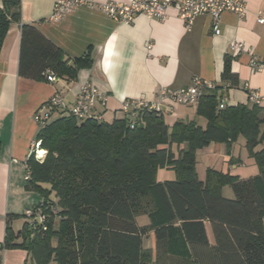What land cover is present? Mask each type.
I'll list each match as a JSON object with an SVG mask.
<instances>
[{
  "label": "trees",
  "instance_id": "obj_1",
  "mask_svg": "<svg viewBox=\"0 0 264 264\" xmlns=\"http://www.w3.org/2000/svg\"><path fill=\"white\" fill-rule=\"evenodd\" d=\"M20 16V0H2L0 46ZM18 74L48 81L74 78L76 68L35 25L23 24ZM238 85L227 60L220 81L195 105L204 126H169L162 112L147 108L133 121L124 113L79 120L56 110L37 133L45 155L26 161L25 187L39 194L33 206L44 221L34 230L24 219L15 233L11 221L19 216L9 214L1 248L25 250L32 264H264V107L219 108L225 89ZM240 135L258 173L240 178L207 168L199 179L196 150L210 143L229 149ZM159 169L174 178L159 180ZM227 184L232 198L222 195ZM150 232L154 251L142 244Z\"/></svg>",
  "mask_w": 264,
  "mask_h": 264
},
{
  "label": "crops",
  "instance_id": "obj_2",
  "mask_svg": "<svg viewBox=\"0 0 264 264\" xmlns=\"http://www.w3.org/2000/svg\"><path fill=\"white\" fill-rule=\"evenodd\" d=\"M243 1L244 16L239 19L231 12H223L221 33L215 35L208 15H197L190 28H186L173 8L167 10L164 20L137 14L130 23H119L98 10L80 6L55 20L52 19L55 0H20V21L9 24L0 46V245L5 235L6 216H19L11 221V228L16 233L24 223V209L40 200L39 194L25 187V163L31 142L37 139L39 131L35 112L54 93H58L69 107L80 85L90 82L107 95L105 106H98L97 111L104 119L108 114L113 119L123 115L121 105L124 99L141 95L153 99L161 88L178 89L189 85L194 78L214 83L220 81L228 60L231 71L237 74L239 80L238 87L223 92L230 105H250L247 89L264 94V22L257 21L258 17L264 19V0ZM23 24L35 25L62 51L67 62L76 68L74 78L54 74L53 79L47 81L18 74ZM233 40L241 41L252 49L262 67L253 70L247 54L233 53L228 47ZM149 42L152 45L147 50ZM195 107L166 101L163 105L165 122L172 126L178 121L186 123L195 120L204 126L205 120L196 115ZM261 116L264 117V112ZM237 140L231 144L226 155V168L218 169L215 164L200 170L196 166L198 178L204 180L207 168L240 178L257 174L254 163L249 164L248 174H242L245 170L228 167L245 165L244 153L241 154L245 141L238 143ZM214 150H219V146ZM159 174V180L174 178L172 170L159 169ZM19 220H22L21 225ZM146 220L141 217V221ZM206 230L212 242L209 223H206ZM142 244L154 251L153 232L143 238ZM0 259V264H32L29 254L17 248L0 246Z\"/></svg>",
  "mask_w": 264,
  "mask_h": 264
},
{
  "label": "built area",
  "instance_id": "obj_3",
  "mask_svg": "<svg viewBox=\"0 0 264 264\" xmlns=\"http://www.w3.org/2000/svg\"><path fill=\"white\" fill-rule=\"evenodd\" d=\"M80 6L98 10L119 23H130L137 14L164 20L167 17V10L173 8L178 18L184 22L186 28H190L193 19L197 15L205 14L210 18V28L215 35L221 33L220 18L223 12H231L239 19L245 14V3L243 0H127L126 3L113 0L102 2L96 0H55L52 19H59ZM257 21L263 23L264 19L258 17ZM151 45L152 43H147V50L151 48ZM228 47L236 55L247 54L251 69L256 70L262 67V63L256 59L252 49L247 48L243 42L233 40L228 44ZM52 79L53 76L50 77V80ZM214 88V82L194 78L189 85L178 89L161 88L153 99H148L142 95L124 99L121 110L133 121L136 119L138 109L147 108L163 113L165 111L163 105L166 101L184 105H196L205 91L213 90ZM246 94L250 104L262 105L264 103V94L259 91L247 89ZM106 101V93L99 91L90 82L86 81L80 85L71 106L67 107L64 99L58 93H54L41 106V109L35 112L34 118L37 124L41 126L53 117L56 110L67 109L76 119L100 120L103 115L96 108L98 106L104 107ZM227 103V97L222 95L219 99V108H224ZM44 152L41 148V141L36 139L31 142L28 157L33 156L35 159H42ZM25 169V179H28L29 170L26 163ZM23 214L31 229L35 230L38 223L44 221V215L39 207L29 206L24 209Z\"/></svg>",
  "mask_w": 264,
  "mask_h": 264
},
{
  "label": "rangeland",
  "instance_id": "obj_4",
  "mask_svg": "<svg viewBox=\"0 0 264 264\" xmlns=\"http://www.w3.org/2000/svg\"><path fill=\"white\" fill-rule=\"evenodd\" d=\"M53 118H54V115H53V117L51 119H53ZM111 119H112V117H110L109 114L105 116V120L106 121H110ZM239 137L240 138L237 137L238 140L236 139L238 141V143L241 140H244L245 141V139H244V137L242 135H240ZM229 150L230 149H228L226 147V145L225 144H222V143L219 145V150H217V151L214 150L213 143L204 145V146L198 148L196 150V152H195V160H196L195 166H197L201 170L202 168L205 169L207 166H213V165L216 164L217 168L222 170V169L226 168V166H227V162H225V161H227L226 155L229 154ZM215 152H217L218 154L215 153ZM243 153H244V156H242V158H243V160L245 162L244 163L245 165H238L237 167H234V168H231V165H228V167L230 166V169L231 170L232 169L234 170L236 168H238V170H245V172L242 173V174H248L246 172H248V170H249V168L251 166L249 164H253L254 163V160L251 157L248 156V153H247L246 148H243L241 150V154H243ZM254 165H255V163H254ZM257 170H258V168H257ZM160 175L161 174H159L158 177H161ZM221 192H222V195L224 197H227V196L230 197L231 196V198H232V196H233L232 189H231V187L228 184L227 185H224L222 187ZM21 222H22V220H19L18 221V224L21 225Z\"/></svg>",
  "mask_w": 264,
  "mask_h": 264
},
{
  "label": "bare ground",
  "instance_id": "obj_5",
  "mask_svg": "<svg viewBox=\"0 0 264 264\" xmlns=\"http://www.w3.org/2000/svg\"><path fill=\"white\" fill-rule=\"evenodd\" d=\"M42 153V152H41Z\"/></svg>",
  "mask_w": 264,
  "mask_h": 264
},
{
  "label": "water",
  "instance_id": "obj_6",
  "mask_svg": "<svg viewBox=\"0 0 264 264\" xmlns=\"http://www.w3.org/2000/svg\"><path fill=\"white\" fill-rule=\"evenodd\" d=\"M45 153V152H44Z\"/></svg>",
  "mask_w": 264,
  "mask_h": 264
}]
</instances>
